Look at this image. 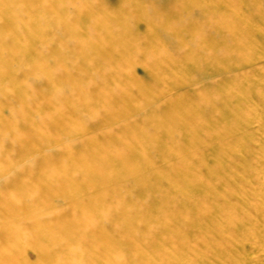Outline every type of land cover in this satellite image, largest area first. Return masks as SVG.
<instances>
[{
	"label": "bare ground",
	"instance_id": "6f19581e",
	"mask_svg": "<svg viewBox=\"0 0 264 264\" xmlns=\"http://www.w3.org/2000/svg\"><path fill=\"white\" fill-rule=\"evenodd\" d=\"M255 2L247 1L248 12ZM108 4L0 0V264H31L30 248L38 258L33 264H264V202L258 204L245 190L261 181L254 190L264 193V174L246 168L263 159L264 150L256 135H239L242 120L264 117V107L255 104L263 101L259 91L250 98L228 92L226 85L216 89L206 101L209 111L217 113L221 104L227 115L215 123L204 115L177 116L198 111L197 97L180 98V88L164 98L150 97L146 89L136 95L121 84L122 76L97 82L86 72L79 81L93 84L62 86L72 80L67 62L85 69L94 59L102 67L104 57L118 59V72L134 83L144 80L127 65L138 60L152 70L175 67L176 72L181 56L184 69L194 73L200 60L195 46L206 51L211 71L232 75L234 64L249 59L239 60L236 51L253 25L243 24V10L229 9L224 0H119L120 10L105 24H95L100 17L93 13ZM127 4H134L133 12H121ZM197 15L207 18L200 21ZM180 23L196 44L186 43ZM211 26L217 38L205 39L203 31ZM106 28L112 34L100 35ZM94 30V41L85 40L83 32ZM147 33H162L172 44L162 46ZM126 36H145L144 48L121 45ZM90 49L96 55L84 53ZM246 67L257 70L254 64ZM152 70L145 74L152 76ZM208 80L213 82L212 75ZM160 82L199 87L180 72ZM106 86H114L120 98L105 94ZM146 94L149 104L165 107L149 115L140 103ZM135 117L139 126L132 124ZM179 124L196 136L179 130ZM209 136L227 138L222 153L208 147ZM194 146L210 150L203 151L202 163L182 149ZM212 164L222 171L217 176ZM203 169H208L205 181L197 174ZM26 174L34 181L23 192L11 191ZM218 184L227 191L218 192ZM181 255L188 260L181 261Z\"/></svg>",
	"mask_w": 264,
	"mask_h": 264
},
{
	"label": "rangeland",
	"instance_id": "374dc122",
	"mask_svg": "<svg viewBox=\"0 0 264 264\" xmlns=\"http://www.w3.org/2000/svg\"><path fill=\"white\" fill-rule=\"evenodd\" d=\"M100 1V0H99ZM109 3L108 4V8H104V6L102 5V7L99 8V10H97L96 12H94L93 14L97 17H100V21L96 22L95 24H105V21L107 20V18H111L112 16H114V14H116L120 9L117 6V3L119 0H101L102 3L106 2ZM206 1L207 0H203ZM226 2V5L229 6V9H233L234 8H241L242 11V17L240 20L243 24L246 25H250L249 27H251L253 25V27L251 28V32H247L244 31V43H243V48L242 50H235V48L233 47L232 49H234V52L236 51L237 54H240V57H238L239 60H242L244 57L245 58H249L247 62L243 61L240 62L239 64H234L233 68L235 70V72L231 75L228 74V71H224L222 69H219L217 72H213L209 69V66L211 65V59H209L208 61L204 60L205 56H206V51L205 50H201L197 47L196 50V57H198L200 60L198 61L196 70L194 73L187 71L184 69L185 63L182 62V57H179V63L178 66L177 64L175 66H177L180 71H176L175 72V67H160V66H154V69L152 70L153 65H144L142 60H138L135 61L132 64H128L127 66H129V70L132 71L135 68H137L136 70H134L133 72H136L137 76H139L142 80L141 82H136L134 83V80H131L128 76H123V73L120 71L118 72L119 69V64H118V59L116 58H106L104 57V65L101 67V65H98L97 62L93 59L92 61H90L89 63L85 64V69L79 68L76 69L72 64H69L68 67V73L70 75V77L72 78L71 81H67L64 82L62 84V86L64 87V89L68 90L74 86H78V85H86L89 86L91 84H93L92 82L90 83H83L82 81H79V79L81 78V74L82 73H87L90 77H92L94 79V81L99 82L98 80H103V79H112L115 77H120L121 76L124 78L123 81H121V84L125 87H128L131 89L132 94H136V95H140V94H144L143 93V89H146L147 91L150 90V97H165L166 95H168L171 91L173 90H179L177 91V96L184 97L186 95H194L196 98L195 100V105L198 109V111H195L196 113H192L193 111H190L188 109L186 110H182L178 113L177 116H192L195 118L200 119L202 117V115H204L205 117H208L209 120L211 122L216 121H221L222 119H224L227 115V111L224 107L220 105H216L219 108V111L217 113L212 112L211 110L209 111L210 107H208V103L206 102L208 100V96L210 98V100L213 98V96L216 94V92H218L216 89L221 88L223 85L227 86V91L228 92H235L238 96H247L250 98H253L250 94H253L257 91L260 92L261 94V98L263 99V101L260 100H256L255 104L259 106V109H262L264 107V0H255L256 2L252 5V7H250V12L247 11V9L245 8V6L248 4L247 1L249 0H243V1H239V0H224ZM212 4V3H210ZM129 5L128 7L122 9L121 12L123 13H129V12H133V8H135L134 4H127ZM212 6H214V4H212ZM225 6V5H224ZM223 6V7H224ZM225 10V7L223 8V11ZM61 14V12H58L56 15ZM55 15V16H56ZM55 16H52L51 19H54ZM207 18V17H205ZM205 18L201 17V15H197L195 19H198L200 21L205 20ZM177 18H174L172 20H176ZM194 19V20H195ZM210 20V19H209ZM214 19H211L210 22L213 23ZM91 20L88 21V23ZM208 21H204V24H206ZM87 23V24H88ZM91 23V22H90ZM181 24V23H180ZM134 25L131 24L129 25V29H132ZM180 28H182L184 30V25H178ZM194 27V26H193ZM192 26H188L187 29H193ZM212 28V26H211ZM208 29V28H207ZM213 30H206L204 29L203 34L205 39H211L217 36V32L215 31V28H212ZM101 32H99L100 35L102 36H107V35H111L112 33L109 32V30L106 29H101ZM185 41L188 44H196L197 42H194L192 36L190 35V33L187 32V30L185 31ZM78 34V33H77ZM83 34L86 36L85 40H87L88 42H92L94 41V38L96 36V31L94 30L93 32L88 31V32H83ZM148 35H150L151 39L153 41H155L156 43H160L162 46H169L172 44V41L170 39H168L164 34L160 33V34H153V33H147ZM190 35V36H189ZM219 37V36H218ZM217 38V37H216ZM228 38V37H226ZM230 38V37H229ZM145 40V36L143 37H139L137 39L133 38V37H128L126 36L125 38L121 39V45H127V46H132L134 47H140V48H144L143 47V43ZM227 41V40H226ZM153 42V43H155ZM221 50L223 48V45H221L219 47ZM232 49L230 48H226L227 51L232 52ZM171 54H174L175 51H170ZM245 54L244 56H242V53ZM88 55H96L95 51L87 50L86 52H84ZM77 54V53H75ZM253 55V57L250 56ZM245 63H248L250 66L254 64L255 67H257V70L254 71H250L247 72L245 70L244 67H246ZM247 66V67H250ZM246 67V68H247ZM147 70H152L153 75L148 77L145 72ZM244 71V72H243ZM180 72L181 74L185 75L186 78H193L195 80V82L199 83V87H194L192 88V86H189L187 84H185L184 82H176L174 83V85L172 86H163L164 84H162L160 82V80H162V78L165 79H171L173 73H178ZM243 72V73H241ZM239 73V74H238ZM212 75L213 77V82H206L205 81V77ZM218 74V75H216ZM255 76V77H254ZM172 82V81H171ZM136 85V86H135ZM187 87V88H185ZM114 86H106L103 88V91L105 94H107L108 96H110L111 98L117 100L118 98H120V94L113 91ZM74 94V93H73ZM149 95V94H148ZM52 96V95H49ZM203 96V99H202ZM77 97V96H76ZM177 97V98H179ZM147 94L145 96V98L143 97V99L140 101V103L143 105V107L149 112V115H154L155 113H158L163 107H165V104L163 102V104H157L155 106H152L151 104H149L147 102ZM42 100V98H41ZM169 100V99H168ZM167 98L164 100L165 102L168 101ZM249 102L251 103V100L249 99ZM37 110H40L39 108ZM213 117V118H212ZM152 122V121H151ZM251 122V124H250ZM133 125L135 126H139L140 125V119H137L136 117L134 118V122H132ZM242 126L240 127V131H239V135H244L247 132H250L253 135L257 136V139L259 141V145H261V151L264 150V117L262 118V120L260 119H256V120H250L248 118H245L244 120H242ZM249 125L250 128H246V126ZM179 130H182L184 132H186L188 134L189 137L194 138L196 136L195 132H193L189 126L185 125L183 126L182 124H179L178 126ZM153 131H145L142 132L143 134H149L152 133ZM55 133V132H54ZM200 137H203V135L205 136V131L202 130L200 132H198ZM54 137V136H52ZM207 138V137H206ZM208 140H211L208 144V147L212 148V150L218 152L219 154L222 153V151L225 150L224 147V142L227 140L226 137L224 136H219V137H211L209 136L207 138ZM187 141V140H186ZM36 142V141H35ZM256 141L254 140V143ZM32 143H34V140L32 141ZM38 143V142H37ZM221 143V145H220ZM256 144L258 145V143L256 142ZM201 147V148H200ZM206 147L204 150L203 146H194V147H189V148H182L184 150L187 158L191 159L192 161H195L197 163L203 161L202 159H204L206 156V154H208L210 152L209 148ZM209 150V151H208ZM203 151H207L203 154ZM201 155H200V154ZM184 154V153H182ZM214 154V153H213ZM234 155L236 156H240V154L234 153ZM203 156H205L203 158ZM212 156V155H207ZM52 158V157H51ZM59 158H53V160H56V162H58ZM43 161V159H42ZM202 163V162H201ZM226 164V161H225ZM251 165H247L246 168L249 170H253L256 171L257 173L261 172V174H264V158L261 159L258 162H254L253 164L250 163ZM193 165V164H191ZM212 167H217L216 165L212 164ZM235 172H239L238 171V166H235ZM216 169V173H214V176H217L216 174H219V172H222L218 167L215 168ZM208 173V169H203V171H201L200 173L197 172V174H201L202 177H204V179H202L203 181L206 180L205 177H207ZM24 177H22V179L20 181H17L12 187H11V191L13 190H21L22 192L25 189V185L31 181H34L33 178H30L27 174L26 175H22ZM200 176V175H199ZM27 178V179H25ZM22 181V182H21ZM21 183V184H20ZM259 184L256 185L257 186H263L261 181L258 182ZM254 189H257V188ZM218 192H223L227 191L226 187L224 186V184H218L216 186ZM260 188V187H259ZM258 190H254L253 188L249 187L247 189H245L248 193L249 196H251V198H257L258 204H262L264 202V193H260L259 189ZM207 192V191H205ZM226 195V194H224ZM261 207H264V205L262 204ZM256 220L258 219L257 214L255 215ZM144 230V229H141ZM232 229L229 230V232H231ZM114 232V231H113ZM233 232V231H232ZM158 234V233H155ZM191 239H194L193 236H196V232L192 231L189 233ZM154 236V235H152ZM177 241L181 240L177 237ZM192 246V245H190ZM189 246V243H187V246H185L186 248H191ZM196 247V246H195ZM194 247V248H195ZM28 253V259L27 261L31 264L36 263L37 262V253L33 248L28 249L27 251ZM185 255H181V257H179V259L181 261H187L188 258L184 257ZM37 258V259H36ZM30 260V261H29Z\"/></svg>",
	"mask_w": 264,
	"mask_h": 264
}]
</instances>
